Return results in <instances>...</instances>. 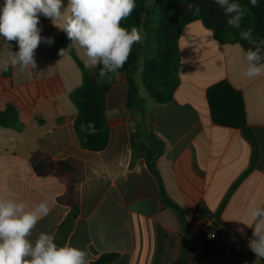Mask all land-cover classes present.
Here are the masks:
<instances>
[{
    "label": "crops",
    "instance_id": "0c3cea01",
    "mask_svg": "<svg viewBox=\"0 0 264 264\" xmlns=\"http://www.w3.org/2000/svg\"><path fill=\"white\" fill-rule=\"evenodd\" d=\"M40 26L41 36L54 43L42 42L36 49L38 67L28 70L33 76L11 68L0 73V112L8 105L18 110L16 122L0 126V196L25 202L26 210L47 199L51 209L28 239L34 243L41 232L56 238L71 213L61 202L71 176L35 170L61 161L79 174L74 183L80 213L66 243L85 250L90 263L115 253L118 258L110 264H186L189 253L198 250L199 264H264L249 249L253 230L244 225L251 223L250 208L264 206V74L252 79L243 75L244 53L252 45L243 39L223 44L201 21L186 25L178 41L180 85L170 101L157 103L142 81L146 36L139 43L143 67L136 79L147 125L142 139L156 157L159 182L146 159L135 157L131 148L137 112L127 107L124 74L112 77L106 95L107 148L91 152L81 147L71 94L83 81L77 62L84 66L83 51L73 48L61 57L56 42L65 33L43 16ZM10 43L0 39V61L10 59V50L18 51L16 42ZM222 81L244 97L256 158L255 145L242 130L218 126L211 118L207 91ZM161 188L182 218L163 203ZM212 220V227L205 228ZM211 233L216 238L210 239Z\"/></svg>",
    "mask_w": 264,
    "mask_h": 264
},
{
    "label": "trees",
    "instance_id": "16d2710c",
    "mask_svg": "<svg viewBox=\"0 0 264 264\" xmlns=\"http://www.w3.org/2000/svg\"><path fill=\"white\" fill-rule=\"evenodd\" d=\"M152 0H136V8L132 15L122 25L129 30L135 26L142 30L146 36L148 51H145L144 67L142 73L143 85L151 98L157 103H165L172 99L175 90L180 85L179 67L180 50L178 41L183 28L193 21H201L210 29L214 36L223 44H237L242 39L239 35L242 30L255 29L259 40H264V0H258V6L253 7L250 0H235L247 11L241 22V28L229 27L227 17L214 0H156L154 9L148 7ZM189 3L198 4L199 14L187 10ZM222 16L220 17V15ZM70 43L66 34L57 39L59 50ZM264 48V44H262ZM264 55V53H262ZM141 59V46L134 44L129 59L117 74H124L129 84L127 107L133 115L136 130L131 135V148L134 156H143L151 173L159 182L156 168V157L144 143L143 137L147 130L145 124V110L140 103L139 89L136 75ZM78 65L83 73V81L71 94V100L77 106L78 114L74 122L75 134L84 150L100 152L109 144V126L107 124L106 95L111 88V79L100 80L99 68L86 69L79 61ZM207 102L211 118L218 126L242 130L255 145V158L257 143L247 126L245 102L242 93L236 90L229 82L222 81L211 86L207 91ZM18 119V110L13 105L0 112V126L9 127ZM39 175L54 174L59 178L71 176L68 194L61 202L71 207V213L59 226L55 242L64 245L72 231L75 220L79 216L80 206L76 196L74 179L79 178L78 172L68 162H49L36 166ZM163 203L172 208L180 218L183 217L179 207L166 197L161 188ZM118 258L115 253L105 254L90 264H110ZM264 261V259H262Z\"/></svg>",
    "mask_w": 264,
    "mask_h": 264
},
{
    "label": "clouds",
    "instance_id": "9594fccd",
    "mask_svg": "<svg viewBox=\"0 0 264 264\" xmlns=\"http://www.w3.org/2000/svg\"><path fill=\"white\" fill-rule=\"evenodd\" d=\"M227 17L229 27L240 29L246 9L235 0H214ZM253 7L258 0H250ZM136 8V0H4L0 5V39L5 43L15 41L18 51L9 52L10 59L0 61V73L18 69L32 77L29 69H37L34 55L43 42L54 43L51 37H42L40 17L48 18L70 43L59 50L61 57L73 48L83 51L84 67L92 70L99 67L100 80L111 79L123 68L129 59L134 44L142 42L140 30L133 26L129 30L122 25ZM188 11L199 14L198 4L189 3ZM241 39L252 45L245 53L247 63L243 75L252 79L264 74V48L257 44L252 30H242ZM264 44V40H260ZM21 201L4 199L0 196V264H90L85 250L69 243L58 245L52 234L41 232L33 243L28 239L41 219L49 215L51 209L47 199L41 200L31 210ZM252 238L247 243L249 249L264 259V206L248 210ZM243 234L244 229L238 228Z\"/></svg>",
    "mask_w": 264,
    "mask_h": 264
},
{
    "label": "built area",
    "instance_id": "2783aa9c",
    "mask_svg": "<svg viewBox=\"0 0 264 264\" xmlns=\"http://www.w3.org/2000/svg\"><path fill=\"white\" fill-rule=\"evenodd\" d=\"M212 224H213V220L206 223L204 227L205 228H211ZM209 237H210V239H214V238H216V235L214 233H211L209 235ZM202 244L206 245L207 242L203 240ZM199 261H200V254H199L198 250H193L189 253V255L187 257L186 264H199Z\"/></svg>",
    "mask_w": 264,
    "mask_h": 264
},
{
    "label": "rangeland",
    "instance_id": "374dc122",
    "mask_svg": "<svg viewBox=\"0 0 264 264\" xmlns=\"http://www.w3.org/2000/svg\"><path fill=\"white\" fill-rule=\"evenodd\" d=\"M205 1H207V0H203L202 2H205ZM210 1V0H209ZM157 5V2H156V0H152V1H149L148 2V7L152 10V9H154L155 8V6ZM222 16V14L220 15V17ZM141 35H142V37H143V39H142V41H145V35L143 34V33H141ZM140 71L142 70V67H143V59L141 60V62H140Z\"/></svg>",
    "mask_w": 264,
    "mask_h": 264
}]
</instances>
